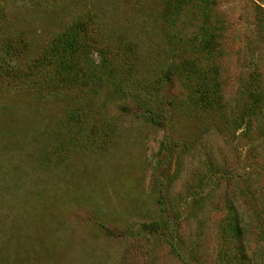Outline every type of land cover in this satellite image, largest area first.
Returning a JSON list of instances; mask_svg holds the SVG:
<instances>
[{
  "label": "rangeland",
  "instance_id": "1",
  "mask_svg": "<svg viewBox=\"0 0 264 264\" xmlns=\"http://www.w3.org/2000/svg\"><path fill=\"white\" fill-rule=\"evenodd\" d=\"M255 4L0 0V264H264Z\"/></svg>",
  "mask_w": 264,
  "mask_h": 264
},
{
  "label": "trees",
  "instance_id": "2",
  "mask_svg": "<svg viewBox=\"0 0 264 264\" xmlns=\"http://www.w3.org/2000/svg\"><path fill=\"white\" fill-rule=\"evenodd\" d=\"M255 8H256L257 16H260L262 12H264V7H262L260 4H255ZM81 56H82V51L78 47L77 37L76 36L63 37L58 39L56 43H53L51 45V47L45 53V56L42 57L41 61L39 62H42V65L46 67L53 63L52 65L55 67L56 72H58L60 75L64 73V75H66L67 78L71 79L72 76L70 75V72L73 69H76L74 66L77 65V60ZM3 64L6 69L8 65L5 63V60L2 61V65ZM30 70L31 69H29V71ZM33 76L34 75L29 74L27 75L25 80H27L28 77L30 78ZM73 76L75 81L76 80L75 74ZM34 77L37 79L36 76ZM53 82L57 83L54 78L49 79V83L51 85L53 84Z\"/></svg>",
  "mask_w": 264,
  "mask_h": 264
}]
</instances>
